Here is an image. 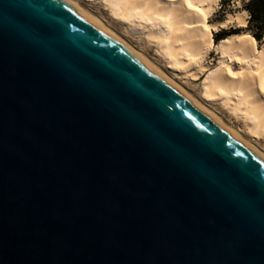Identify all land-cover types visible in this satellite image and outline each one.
Wrapping results in <instances>:
<instances>
[{
    "label": "water",
    "instance_id": "obj_1",
    "mask_svg": "<svg viewBox=\"0 0 264 264\" xmlns=\"http://www.w3.org/2000/svg\"><path fill=\"white\" fill-rule=\"evenodd\" d=\"M0 264H264V153L72 0H0Z\"/></svg>",
    "mask_w": 264,
    "mask_h": 264
},
{
    "label": "bare ground",
    "instance_id": "obj_2",
    "mask_svg": "<svg viewBox=\"0 0 264 264\" xmlns=\"http://www.w3.org/2000/svg\"><path fill=\"white\" fill-rule=\"evenodd\" d=\"M72 1L87 10L78 0ZM104 1L112 16L126 21L131 26L148 29L149 39L156 43L157 50L167 58L169 65L178 67L185 74L192 71L193 76L206 70L205 58L214 45L213 25L209 23L208 17L216 10L221 0ZM87 11L116 32L100 17ZM248 18V11L242 9L236 15H230L228 21H236L245 27ZM133 47L171 77L142 50ZM215 48L222 55L221 61L217 67L207 72L200 83L202 96H195L251 145L264 153L251 138L254 137L255 140L264 137V42L260 44L255 38L244 33L223 39ZM235 59L242 62L237 70L233 68ZM171 78L185 88L175 78ZM214 101L221 104L230 116L243 119V125L251 137L226 121L211 105Z\"/></svg>",
    "mask_w": 264,
    "mask_h": 264
},
{
    "label": "rangeland",
    "instance_id": "obj_3",
    "mask_svg": "<svg viewBox=\"0 0 264 264\" xmlns=\"http://www.w3.org/2000/svg\"><path fill=\"white\" fill-rule=\"evenodd\" d=\"M78 1L87 10L104 20L111 28H113L117 33H119L122 37L128 40L133 46L142 50L145 54L152 58L171 77L175 78L179 83H181L185 88H187L191 93L196 96H202L200 90V83L206 77L207 72L217 67L221 61L220 59L222 55L215 48L218 43L230 36L242 35L244 33H247L249 36L253 37V33L251 32V29L248 26L249 18L248 23L245 27L240 26L236 21H228L230 15H236L239 11L244 9V1L230 0L229 2H225V0H221L217 5L216 10L212 13V15L208 17L209 23L213 25L212 41L214 45L212 46L210 53L205 58V65H207L206 70L202 73L198 72L199 75L197 74V77L191 74L192 71L188 74H185L178 67H172L171 65H169V63L167 62V58L157 50L158 46L156 45V43L149 39L147 33L148 29H143L137 25L131 26L130 24H127L126 21L117 19L116 17L112 16L109 12V9L105 6L104 0ZM217 36L222 38L216 40ZM257 41L262 44L264 42V36L261 40ZM241 64L242 62L240 60L235 59L233 63V68L237 70L241 66ZM211 105H213L214 109L221 113V115L226 121L234 124L236 127L241 129L243 134H245L246 136L249 135L248 137H251L243 125V119H237L235 116H230V113L216 101L212 102ZM251 138L255 144H257L261 149L264 150L263 136L255 140L254 137Z\"/></svg>",
    "mask_w": 264,
    "mask_h": 264
},
{
    "label": "trees",
    "instance_id": "obj_4",
    "mask_svg": "<svg viewBox=\"0 0 264 264\" xmlns=\"http://www.w3.org/2000/svg\"><path fill=\"white\" fill-rule=\"evenodd\" d=\"M230 0H225L229 2ZM243 8L249 13L248 26L256 40H261L264 36V0H243ZM222 37L216 38V40Z\"/></svg>",
    "mask_w": 264,
    "mask_h": 264
}]
</instances>
